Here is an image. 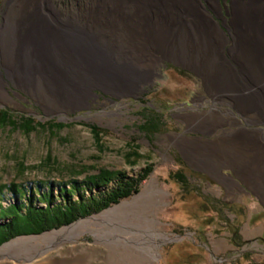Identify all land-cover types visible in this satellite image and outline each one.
Segmentation results:
<instances>
[{"label":"rangeland","instance_id":"374dc122","mask_svg":"<svg viewBox=\"0 0 264 264\" xmlns=\"http://www.w3.org/2000/svg\"><path fill=\"white\" fill-rule=\"evenodd\" d=\"M7 1L0 0V28ZM84 1L55 3L77 12ZM201 1L229 39L232 0H218L219 8L214 4L208 8L206 0ZM156 69L152 80L139 90L121 94L93 83L74 103L51 106L20 86L0 65V109H7L17 124L28 116L33 120L30 131L0 124L2 207L16 200L11 183L27 196L33 191V200L42 191L52 192L58 201L61 186L81 182L86 174L109 169L135 176L145 164L152 165L137 192L106 210L71 225L12 238L8 245L0 246V264H188L191 258L190 264H264L262 194L231 165L218 170L203 167L176 142L177 138L211 141L226 128H238L237 123L207 132L188 124L189 115L209 106L224 111L228 102L213 99L202 76L186 64L164 59ZM152 120L156 129L141 128ZM57 122L64 125L50 124ZM92 125L99 128L98 139L92 134ZM134 149L141 155L136 162L134 156H127ZM177 169L186 177L185 191L168 176ZM229 179L238 183L236 192ZM88 193L86 190L85 195ZM232 237L236 243L231 242ZM144 240L152 247L142 257L136 244ZM131 251L135 254L127 256ZM187 251L193 256L188 258Z\"/></svg>","mask_w":264,"mask_h":264},{"label":"bare ground","instance_id":"6f19581e","mask_svg":"<svg viewBox=\"0 0 264 264\" xmlns=\"http://www.w3.org/2000/svg\"><path fill=\"white\" fill-rule=\"evenodd\" d=\"M83 3L77 12H69L55 0H8L0 28V65L9 77L44 103L64 106L77 101L93 83L129 93L152 80L162 60L180 62L202 76L213 99L228 102L224 111L209 106L189 115L188 124L209 132L238 123V128H226L211 141L177 138L189 157L218 170L259 152L263 128L240 123H250L247 112L251 110H262L259 116L264 115V1H231L229 39L203 2L202 10L194 0ZM206 3L208 8L220 6L218 0ZM151 11L156 17L141 34L139 26ZM71 74L77 76L71 78ZM244 180L255 188L254 176ZM136 245L142 257L151 246L145 240Z\"/></svg>","mask_w":264,"mask_h":264},{"label":"trees","instance_id":"16d2710c","mask_svg":"<svg viewBox=\"0 0 264 264\" xmlns=\"http://www.w3.org/2000/svg\"><path fill=\"white\" fill-rule=\"evenodd\" d=\"M32 122V118L28 116L24 118L21 124H17L7 109H0V124L13 127L20 126L22 129L30 131L33 128ZM50 124L52 127L64 125L61 122ZM141 128L152 130L157 128V124L152 120L144 123ZM91 131L98 139L99 128L92 125ZM127 156H134L135 160L133 161L136 162L141 155L137 149H134ZM21 167L23 166L21 165ZM151 170L152 165L148 163L135 176H128L120 170L100 169L96 173L84 175L81 182L71 181L68 188L61 186L58 192L60 196L58 201L52 192L42 191L36 200H33L34 198L31 197L34 194L33 191H30L31 194L27 196L25 192L18 190L16 184L11 183L9 184L10 191L14 193L16 200L5 207L0 204V245L18 235L40 234L53 228L68 225L78 218L100 212L111 204L117 203L121 198L137 192L140 181L146 178ZM168 176L175 179L181 190L185 191L188 184L182 171L179 169L170 171ZM4 187L0 185V191ZM86 190L89 192L87 195H85ZM19 195L21 198L18 197ZM74 195L76 198L73 197ZM182 196H184L183 193ZM231 242L236 243L234 237L231 238ZM185 253L188 258L193 256L192 252L187 251ZM190 260L185 261L188 264L193 263L192 258Z\"/></svg>","mask_w":264,"mask_h":264},{"label":"crops","instance_id":"0c3cea01","mask_svg":"<svg viewBox=\"0 0 264 264\" xmlns=\"http://www.w3.org/2000/svg\"><path fill=\"white\" fill-rule=\"evenodd\" d=\"M263 1L264 0H258L259 4H262ZM194 2H196L197 5L199 4L198 8L202 10V8H203V6L201 5L202 1L201 0H194ZM155 17H156L155 11H151V13L150 12L148 13L147 18H149V19L146 22H144L145 25L142 21L141 24H143V25L139 26V32L141 34H145V32H146V29H147L146 23L151 24L154 21ZM256 110H258V109H254V110L247 112V119L250 123L244 122L245 126H248V127L252 126L255 128L264 126V123L263 124L261 123L264 120V115L259 116V113L262 110H258V111H256ZM253 116H254V118H253ZM260 119L261 120L263 119V120L261 121ZM241 123H243V122H241ZM262 128H263L262 131H264V127H262ZM260 139H261V142L260 141L259 142H260L261 147L258 149L259 152H257V154L255 156H253L254 158L253 157H247V156H241L240 158H238V161H237L238 163L235 164V166H233V167L231 166V167L234 169L235 173L238 176H240L243 180H244L245 176H248V175L254 176L256 178V186L254 189H256L258 192H260L264 198V141H263V138H260ZM241 166H242V168H241ZM237 167H239V169ZM229 180H230V185L235 187V192H236V190H238L240 188L238 183L236 181L234 182L233 179H229ZM244 182H246V180H244ZM246 183L248 184V182H246Z\"/></svg>","mask_w":264,"mask_h":264},{"label":"water","instance_id":"95a60500","mask_svg":"<svg viewBox=\"0 0 264 264\" xmlns=\"http://www.w3.org/2000/svg\"><path fill=\"white\" fill-rule=\"evenodd\" d=\"M107 208H108V207H107ZM107 208H105V209H103V210H106ZM89 216H91V215H89ZM82 218H84V217H82ZM78 219H80V218H78ZM78 219H77V220H78ZM77 220H75V221H77ZM75 221L71 222V223L68 224V225H71V224L74 223ZM33 235H35V234H33ZM10 240H11V239H10ZM10 240H8V241L2 243L0 246L8 245V244L10 243Z\"/></svg>","mask_w":264,"mask_h":264}]
</instances>
